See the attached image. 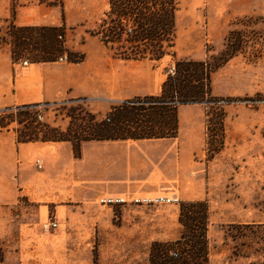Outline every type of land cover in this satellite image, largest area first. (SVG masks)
<instances>
[{
  "label": "rangeland",
  "instance_id": "1",
  "mask_svg": "<svg viewBox=\"0 0 264 264\" xmlns=\"http://www.w3.org/2000/svg\"><path fill=\"white\" fill-rule=\"evenodd\" d=\"M62 1L60 8L37 0H0V81L8 66L52 57L54 50L83 55L72 51L70 43H81L85 34L97 30L107 0ZM14 19L27 27L57 20L69 42L63 44V35L58 40L63 46L51 48L44 33L10 30ZM175 30L176 58L161 59L167 76L173 75L175 61H205L217 55L230 31L241 32L246 41L242 53L209 79L211 95L219 99L213 107L225 115L219 153L209 157L211 135L206 133L205 113L210 105L180 106L176 137L162 138L169 144L168 157L163 158L167 163H162L168 182L151 194L125 196H174L176 203L108 208L98 205V196L56 208L30 204L24 198L15 205L0 200V264H147L153 242L178 239L180 205L195 201L208 206L210 264H264V0H180ZM57 55L55 62L60 56L68 61L66 53ZM7 108L15 107L0 106V111ZM31 110L41 112L42 119L36 118L41 124L73 133L85 113L105 121L112 109L93 114L84 101L76 100ZM16 128L12 124L8 130L15 134ZM50 219L57 227L44 232L41 225Z\"/></svg>",
  "mask_w": 264,
  "mask_h": 264
},
{
  "label": "crops",
  "instance_id": "2",
  "mask_svg": "<svg viewBox=\"0 0 264 264\" xmlns=\"http://www.w3.org/2000/svg\"><path fill=\"white\" fill-rule=\"evenodd\" d=\"M13 24L27 27L15 24V19ZM42 26L62 24L56 20ZM68 42L64 35L63 44ZM70 49L84 59L8 66L0 81V106L81 100L89 112L104 114L125 101L159 95L167 78L163 59H116L91 34H85L81 43L71 41ZM166 140L86 141L80 144V157L76 158L68 141L18 143L12 132H0V200L15 205L24 198L40 207L59 208L102 196L157 192L168 182L167 174L163 178L162 173V163H167L163 158L167 159L169 151Z\"/></svg>",
  "mask_w": 264,
  "mask_h": 264
},
{
  "label": "trees",
  "instance_id": "3",
  "mask_svg": "<svg viewBox=\"0 0 264 264\" xmlns=\"http://www.w3.org/2000/svg\"><path fill=\"white\" fill-rule=\"evenodd\" d=\"M49 7H63L62 0H37ZM180 0H107L108 9L100 19L97 36L112 56L120 60L158 62L166 56L176 58L175 20ZM10 30L23 34L39 31L44 38L61 48L57 37H63L58 27H16L10 22ZM21 39H25L21 36ZM14 47L17 37L13 36ZM20 41V39H19ZM246 44L241 32L230 31L223 49L210 55L205 61H175L173 75H168L157 96H146L125 101L113 107L109 122L97 121L94 115L85 113L78 131L62 132L36 120V105L7 108L0 111V132L13 129L18 143L62 142L73 146L74 156L80 157V144L86 141H117L138 139L175 138L178 130V108L188 104L210 105L205 113V127L211 135L210 156L218 154L224 139V112L213 106L219 99L211 95L210 75L229 60L242 53ZM63 46V44H62ZM66 53L68 61L78 63L83 55H73L67 50H54L52 57L34 62H55L57 52ZM256 56V55H253ZM111 121H113L111 123ZM215 142L217 148L214 149ZM213 143V144H212ZM181 232L175 241H156L150 245L147 264H210V242L207 236L208 206L205 201L182 203L178 216Z\"/></svg>",
  "mask_w": 264,
  "mask_h": 264
},
{
  "label": "built area",
  "instance_id": "4",
  "mask_svg": "<svg viewBox=\"0 0 264 264\" xmlns=\"http://www.w3.org/2000/svg\"><path fill=\"white\" fill-rule=\"evenodd\" d=\"M58 40L61 41L62 36H58L57 37ZM65 56H60L58 58L59 62H64L65 61ZM22 66H27L28 62L27 61H23L21 62ZM35 117L38 120L42 119V114L40 111H37V113L35 114ZM105 121H109L108 119H106ZM98 205L102 206V207H108V208H114V207H126L128 205L131 204H139V205H145V206H149V205H159L162 203H176L177 199L172 196L171 198H162V197H151V198H128L125 196H102L98 199ZM57 227V222L54 219H50L49 221H46L44 223H42L41 225V229L44 232H48L49 230L55 229Z\"/></svg>",
  "mask_w": 264,
  "mask_h": 264
}]
</instances>
